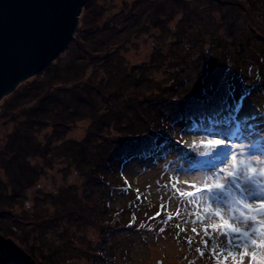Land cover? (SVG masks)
<instances>
[{"label":"rangeland","instance_id":"1","mask_svg":"<svg viewBox=\"0 0 264 264\" xmlns=\"http://www.w3.org/2000/svg\"><path fill=\"white\" fill-rule=\"evenodd\" d=\"M163 1V15L155 22L156 26L148 24L137 32L128 27L127 17H131L132 11L143 12L140 7L151 3L148 0H88V6L84 5L79 15L76 33L64 51L40 73L20 83L0 101V150L4 148L9 151L11 149L7 143L14 132L15 120L7 106L11 103L13 106L10 104L9 108L17 107L15 112L22 107L13 104L12 95L26 91L31 84H36V87L40 83L44 86V95L52 91L56 100L49 101L43 112L52 124L35 125L29 122L28 129L32 133L34 131L33 135L42 144L46 145L47 138H52L45 159L28 158L32 167L44 168L34 184L28 188L15 185V180L13 184L10 182V171L0 164V181L3 183L0 185V209L7 210L5 213L9 217L0 220V237L11 239L10 243L3 241L0 244V264L233 263L232 258L229 262L233 255L225 252V259L224 253L219 255L212 251L211 240L208 247L204 245V240L209 239L204 233L205 226L210 223L208 215L212 214L219 223L216 212L219 211L225 219L229 218L228 213L224 209H217L207 197L198 198L196 195L200 193L197 189H204L206 182L213 177V166H197L196 154L206 153L209 147L207 143L216 141L215 138L217 141L224 140L227 135L225 125H212L197 134L177 129L172 136L181 144L173 142L172 149L160 146L151 160L133 159L123 167H108L112 169L101 164V151L113 148L116 141L121 145L122 140L129 137L130 130L138 134L136 132L143 128L147 113L143 119L140 118L144 114L141 103L145 99L155 101L154 97L158 99L163 91H167L172 75L183 71L185 61L187 70L193 74L192 80L204 79L202 86H209L213 99L216 95L213 85L219 81L227 83L235 71V76L242 78L249 87L251 80L258 81L261 91L250 96L249 110L251 113L257 111L259 115L238 128L242 134L239 133L241 137H237L235 142L211 145L216 149L228 148L230 144L244 148V155H237L239 168H230L231 157L223 167L233 172L244 171L249 179L264 185V175L261 174L264 172V157L261 158L259 151V145L264 143L256 141L257 146L255 142L257 135L264 139V63L260 68H250L248 62L251 55L260 54L259 41H255L257 44L247 43L248 34L240 28L232 33L226 31L221 7V10H212V16L220 25H211L206 33L200 23L194 21L189 24L191 18L184 16L178 2ZM241 2L253 9L249 7L251 2L259 5L264 0ZM190 7L199 9L198 3L194 5V2ZM171 8L177 10L172 16H167ZM263 11L264 6L260 8V13ZM246 18L244 14L243 25ZM236 19L240 20L239 17ZM143 21L142 18L140 23ZM94 22L102 33L93 28L96 26ZM254 33L260 35L256 30ZM224 40L230 43L231 50H235L233 53L229 50L230 57L233 56L230 62L226 61L230 58ZM239 50L249 56L243 57L247 61L240 59ZM105 55L110 56L105 58ZM239 59L245 62L239 64ZM83 83L89 84L88 87ZM76 84L83 86L72 88ZM174 85L178 93L185 92L187 95L183 99L176 98L172 103L170 100L167 105L174 103L178 111L183 113L186 109L192 116L203 110L209 111L206 108L210 99L201 102V98L193 96L198 95L199 84L191 86L190 83L186 87L181 82ZM33 103L31 100L25 101L23 107ZM177 113L175 116L179 118ZM13 115L16 117L17 113ZM53 122L60 125L56 127ZM232 126L235 127V123ZM177 147L186 150V154ZM89 166L101 167L98 169L103 171L98 175L104 177L106 186L105 195L99 192L94 194L97 201L93 199L92 207L97 214L92 212L90 218L93 220L78 216L69 226L62 222L55 228H50L49 224V228L39 227V218L52 213L56 205L63 204L67 199L64 189L68 187L69 191V186L77 187L82 182L84 173L80 167ZM252 169H255L254 174L250 173ZM219 182L224 183L225 179ZM4 192L7 197L3 195ZM55 192L61 199L50 197ZM241 210L247 217L255 218L259 234L264 208L255 202L248 207L246 201H241ZM33 224L38 226H30ZM128 226L134 232L127 229ZM193 228L196 232L192 231ZM209 232H212L210 228ZM212 236L215 237L216 233L212 232ZM189 239L191 244L188 243ZM261 241H264V236L258 235L256 243L249 245V255L243 256V264H249L251 255L255 256L252 264H264V246L258 248ZM12 244L18 245L16 249L12 248ZM29 253L32 254L30 263L27 262Z\"/></svg>","mask_w":264,"mask_h":264},{"label":"trees","instance_id":"2","mask_svg":"<svg viewBox=\"0 0 264 264\" xmlns=\"http://www.w3.org/2000/svg\"><path fill=\"white\" fill-rule=\"evenodd\" d=\"M92 2V0H89ZM142 1V0H139ZM145 1V0H144ZM151 3H148L145 5L144 8L140 7L143 12L136 13L132 11L130 14L131 17L128 15V21L126 23L128 24V27H132L131 29H136L137 32H139L140 28L143 26L146 28V25H150L152 27L156 26L157 19L161 18L160 16L163 15V9L162 6L164 5L163 0H157L156 2H153L154 0H148ZM161 1V2H159ZM178 2L179 6L182 7L184 11V16L191 18L189 21V24H192L194 21L200 23L205 30L204 32L207 33V31L210 29V26L216 23L217 25H220L217 21H215L214 16H212V10L216 8L217 10H221L222 20L225 21L223 27L225 26V30L228 32H233L237 28L242 29L245 33L248 34V40L249 42H254L257 40L259 41V55H251V59L249 62V67L251 66H257V68L262 67V63H264V11L260 13V8L263 6L262 4H256L251 2V5L253 9L248 8L242 3V0H235L234 2L230 0H174ZM194 2L198 3L197 8L199 9H193L192 7L189 8L190 4ZM89 2L85 4V7L88 6ZM221 7V8H220ZM93 8V7H92ZM91 8V10H92ZM139 9V10H140ZM177 10L176 8H171L168 12L167 16H172L173 12ZM93 11V10H92ZM97 12V9H96ZM259 12V13H257ZM244 14L247 16L246 24L243 25V19ZM259 15L261 19L259 18ZM97 16V15H96ZM147 17V18H146ZM237 17L240 18L236 19ZM131 18V19H130ZM144 19L142 23L141 19ZM95 17L93 18V20ZM187 22V21H186ZM96 24L95 29L99 31V28ZM136 23V24H133ZM140 23V24H139ZM258 31L260 32V35H256L254 32ZM97 31V32H98ZM101 32V31H99ZM199 32H202V30H199ZM102 33V32H101ZM97 34V33H96ZM99 34V33H98ZM225 44V49L228 53V57L230 60H226L227 62H230L233 60V56L230 57L229 50L233 53L235 52L234 49L231 50L230 43H228L226 40L223 42ZM257 44V43H255ZM115 51V49H114ZM240 51V50H239ZM237 51V52H239ZM111 54V53H110ZM240 59L241 58H248L249 56H246L239 52ZM106 56V55H105ZM110 55L106 56L105 58L109 57ZM162 57L163 55L160 54ZM184 56H186L184 54ZM243 58V59H244ZM238 60V63H243L247 61V59H244L245 61ZM184 68L183 71L174 73L172 75V78L170 79V84L167 86V91H163L161 95H159L158 99L154 97L156 100L153 101L152 99H145L144 102L141 103L140 108H144L143 115L140 116L141 119L144 118L145 114L147 113L146 117L144 118V125L143 128L141 127L139 132H136L138 134H134L135 132L129 131L128 135L129 137L125 140H122L121 145L116 141L113 143V148H107L106 151L100 152V157L102 158L101 164H104L103 166H106L107 169H112L108 167L112 166H120L123 167L128 162L133 161V159L137 160L139 159H146L151 160V157H154L155 150L159 148L160 146H166L168 149H172L173 142L176 144H181L178 140L172 136V133L175 132L177 129L181 130V132L190 131L192 133H200L204 132L208 127L212 125H218L222 124L225 125L227 130V135L225 136L224 140H220L221 143L225 142H235L234 140H237L241 137L240 134H242L240 126L243 123H247L248 120L254 119L255 115H259V112L255 111L254 113H251L249 110V100L250 96L253 95V93H257L261 91V87L257 85L258 81L251 80L249 82L250 87L242 78L236 77V71L235 74L230 78V80L227 83L220 82L215 83L213 87H215L216 95L213 99V96L211 94L212 90L208 89L209 86H202L205 84L204 79L196 78L195 81L193 79V74L189 70H187V63L184 61ZM231 65V63H230ZM258 70V69H257ZM264 81V79H262ZM183 83L186 87L189 86L191 83V86H197L198 87V95H193L194 98H201V102H207V108L209 111L203 110L201 112L195 113L194 116L189 115V112L185 109L186 112L181 113L178 111L177 106L173 103L172 106L167 105L170 101V103L174 102L175 99H183L186 97L187 93L180 92L178 93L175 89L174 83ZM36 84H31V87L29 86L26 91L21 90L19 93H14L12 96L14 97V105L18 104V106H22L17 112H15V108L11 109L9 108V105L7 106L8 112L14 117L15 120V129L14 132L11 133V136L9 138V144L10 149L7 151V149L0 150V164L6 168L8 171H10V179L13 184L14 180L16 181L15 185H18L19 187L25 186L26 188L30 187L34 184V182L39 178L38 175L41 174L44 170V168L38 169L36 166L32 167L30 165V162L28 158L30 157H40L41 159L46 158L47 154V148L48 145L51 143L52 138H47V144H42L41 141H38L39 139L37 136L33 135V133L30 132L29 122L31 124L40 125L41 124H52L50 120L47 119L45 116L46 114H43L45 107L49 103V101H54L53 98V92H49L47 95H44V86L42 87L39 83L36 87H34ZM76 84L74 87H81L85 85L88 87L87 84L83 83L81 86H77ZM70 88V89H72ZM90 88V87H89ZM67 90L69 88H66ZM263 89V88H262ZM98 91V89H97ZM202 95V96H199ZM263 96V94H261ZM36 97V101H35ZM33 101L34 103L31 104L29 107H23L25 104V101ZM56 102V100H55ZM251 102V100H250ZM10 106H13L12 104ZM136 110L137 105H135ZM177 113V118L175 115ZM3 113H6V110H3ZM15 115L13 114H16ZM251 116V117H250ZM131 122V121H129ZM235 123V127H230L231 124ZM55 126L57 127L60 125L58 122H53ZM128 126V124H126ZM195 128H197L195 130ZM220 136L223 135L222 133H219ZM98 135V134H96ZM239 135V136H237ZM238 137V138H237ZM257 135V138L255 140L261 143H264V139H260ZM217 141V138H215ZM258 142H256V145L258 146ZM177 144V145H178ZM208 146L207 153H212L216 150V148H213L211 143ZM74 145V144H72ZM255 147V146H254ZM178 150H182L184 154H186V150H183L179 147H177ZM259 151L261 152V158L264 157V145H259ZM205 154H196V164L199 166V164H203L204 166H211L212 164L209 162L211 157L209 155ZM100 160V159H99ZM264 160V158H263ZM95 161V160H94ZM199 161V163H198ZM96 162V161H95ZM263 162V161H261ZM94 166V165H93ZM89 166L87 168L80 167L82 173L83 180L79 184V186L71 187L69 191H67L68 187L64 189V196L67 195V201L65 200L63 204L56 205V209L48 214V215H42L41 218H39V221L37 222L38 225L46 226V228H49L47 224H49L50 228H55L59 226L62 222H64L66 225H72L74 224L75 220L78 216L81 218L87 219L88 221H92L93 219L90 218L91 215H93V211L96 213V209L92 207L95 199V193H101V195H105V182L104 177L101 178L98 175V172L101 173V167H93ZM213 166V165H212ZM219 167V165H217ZM264 169V166L262 167ZM77 172V171H76ZM79 173V172H77ZM250 173L254 174L255 172L251 171ZM101 175V174H100ZM38 177V178H37ZM16 178V179H14ZM0 181V185H2ZM108 187V186H107ZM6 192L3 193L4 196H6ZM1 195V193H0ZM11 195V194H10ZM198 198H202L203 196L201 193H197ZM93 196V197H92ZM7 197V196H6ZM51 198L54 200L61 199L60 197H57L56 192L53 193V195H50ZM92 197V199H90ZM70 199V200H69ZM69 200V201H68ZM96 200V199H95ZM101 200V199H100ZM97 201V200H96ZM92 202V203H91ZM95 207V206H94ZM5 212H8L5 209H0V220L6 219L9 217L6 215ZM101 212V211H100ZM98 212V214L100 213ZM10 213V211H9ZM29 222V221H28ZM26 222V224L28 223ZM113 224V220H112ZM38 225H30V226H38ZM104 227L106 225H103ZM123 227V226H121ZM129 227V226H128ZM41 229V228H40ZM131 232H134V229L132 227L127 228ZM258 231V230H257ZM42 235V233L40 234ZM1 236V235H0ZM8 238V240H7ZM0 237V244L1 242L6 241V243H10L11 239L10 237ZM13 241V239H12ZM15 244V243H14ZM258 248L261 246V243L258 242ZM18 246V245H17ZM17 246H13L12 248L16 249ZM260 250V249H259ZM28 254V253H27ZM30 259L27 260V262L30 263ZM220 255V254H219ZM227 253L223 254V258ZM235 263L233 256H230L229 262H231V258L233 259L232 264H239L241 260L240 253H235ZM21 257V256H20ZM22 258V257H21ZM244 259V257H243ZM35 264V263H34Z\"/></svg>","mask_w":264,"mask_h":264},{"label":"water","instance_id":"3","mask_svg":"<svg viewBox=\"0 0 264 264\" xmlns=\"http://www.w3.org/2000/svg\"><path fill=\"white\" fill-rule=\"evenodd\" d=\"M88 0H0V101L67 47Z\"/></svg>","mask_w":264,"mask_h":264},{"label":"snow or ice","instance_id":"4","mask_svg":"<svg viewBox=\"0 0 264 264\" xmlns=\"http://www.w3.org/2000/svg\"><path fill=\"white\" fill-rule=\"evenodd\" d=\"M210 143L219 144L220 142L210 141ZM244 152V148H237L235 144H230L228 148L219 147L212 153H204L211 157L209 162L213 165V177L209 178L204 189H197L217 209H224L229 215V218L225 219L217 211L215 217L219 219V223L216 222L212 214L208 215L207 219L210 223L205 226L204 233L209 239L204 240L205 247H208L209 240H211L214 253L223 254L227 252L228 255H233V259H235V253H241V264H243V256L249 255L247 252L249 245L256 243L258 235L264 236V219L260 220L258 234L255 218L247 217L244 211L241 210V201H246L248 207H251V204L255 202L259 204L260 208H264V190H262L264 185L249 179L244 171L233 172L230 170V168H239L237 155L243 156ZM229 157H231L232 163L230 168H225L223 165L228 164ZM217 165H219L218 171ZM252 171L254 172L255 169H252ZM225 174L227 178H225ZM261 174L264 175V172ZM221 179H225V182H219ZM209 228L216 233L215 237L212 236V232H209ZM192 231L196 232V229L193 228ZM188 243H192L191 239ZM261 246H264V241H261ZM197 251L200 250L197 249ZM200 254L203 255V252ZM225 259H227V256H225ZM253 259H255V256L251 255L249 264H252Z\"/></svg>","mask_w":264,"mask_h":264}]
</instances>
